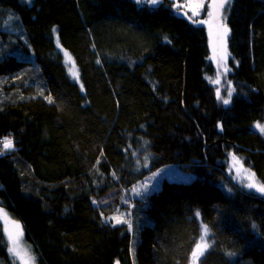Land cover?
I'll return each instance as SVG.
<instances>
[{
	"label": "trees",
	"instance_id": "1",
	"mask_svg": "<svg viewBox=\"0 0 264 264\" xmlns=\"http://www.w3.org/2000/svg\"><path fill=\"white\" fill-rule=\"evenodd\" d=\"M3 22L0 208L36 264H190L202 225L199 264H264V197L227 172L264 185V0L228 7V102L207 28L171 0H0ZM168 165L195 179L129 199ZM0 264H19L1 222Z\"/></svg>",
	"mask_w": 264,
	"mask_h": 264
},
{
	"label": "rangeland",
	"instance_id": "2",
	"mask_svg": "<svg viewBox=\"0 0 264 264\" xmlns=\"http://www.w3.org/2000/svg\"><path fill=\"white\" fill-rule=\"evenodd\" d=\"M136 1L142 4L148 3L152 6H157L163 3V0ZM171 1L173 8L177 13L190 19L194 23L202 24L207 28L210 41L211 59L217 66V74L211 81L217 87L218 94L220 96H222L223 92H225V101L228 102L233 90L231 84L226 82L224 77L229 71L228 64L230 55L227 49L228 28L226 25V17L231 0H223V5L221 7L217 4L218 0ZM5 22L0 23V25H4ZM59 49L62 52L64 63L71 79L76 83H80L78 68L75 64L73 56L67 50L60 47ZM225 84L226 88H224ZM255 128L263 131L264 124H256ZM13 147L14 144L12 141H4L0 145V154L2 155L3 150L11 149ZM227 172L233 182L247 191L254 192L264 197V185L257 180L252 171L243 165L240 159L232 156ZM194 179V175L184 173L179 166L168 165L153 172L150 176L144 179V181L134 186L130 190V197H128L129 199L140 198L152 192L158 191L165 181L189 183ZM124 215L125 217L127 216V214ZM112 218L116 221V224L123 221L124 216L116 214ZM0 222L3 224L5 234L9 242L11 255L18 260L19 264H36L32 246L26 240L22 223L14 219L2 208H0ZM208 237V228L202 225V235L194 249L190 264H198L199 259L209 247Z\"/></svg>",
	"mask_w": 264,
	"mask_h": 264
},
{
	"label": "water",
	"instance_id": "3",
	"mask_svg": "<svg viewBox=\"0 0 264 264\" xmlns=\"http://www.w3.org/2000/svg\"><path fill=\"white\" fill-rule=\"evenodd\" d=\"M217 4H218L219 7H221L223 5V0H218Z\"/></svg>",
	"mask_w": 264,
	"mask_h": 264
},
{
	"label": "bare ground",
	"instance_id": "4",
	"mask_svg": "<svg viewBox=\"0 0 264 264\" xmlns=\"http://www.w3.org/2000/svg\"><path fill=\"white\" fill-rule=\"evenodd\" d=\"M204 226H205V225H204ZM208 231H209V230H208ZM198 242H199V241H198ZM197 244H198V243H197ZM197 244H196V245H197ZM196 245H195V247H196ZM194 249H195V248H194ZM207 250H208V249H207ZM207 250H206V251H207ZM206 251H205V253H206ZM193 252H194V251H193ZM205 253H204V254H205ZM192 254H193V253H192ZM204 254H203V255H204ZM203 255H202V257H203ZM191 257H192V256H191ZM200 259H201V258H200ZM200 259H199V261H200ZM190 262H191V261H190ZM198 264H199V262H198Z\"/></svg>",
	"mask_w": 264,
	"mask_h": 264
}]
</instances>
